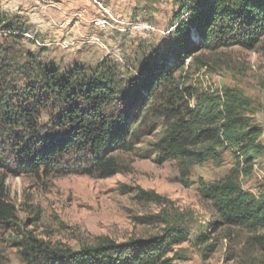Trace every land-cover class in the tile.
<instances>
[{
    "label": "trees",
    "instance_id": "obj_1",
    "mask_svg": "<svg viewBox=\"0 0 264 264\" xmlns=\"http://www.w3.org/2000/svg\"><path fill=\"white\" fill-rule=\"evenodd\" d=\"M170 26L173 44L165 57L153 52L139 73L121 79L108 61L60 71L37 53L19 51L10 40L19 42L27 29L0 10V27L7 33L0 41V226L14 219L6 199L8 173L49 174L72 166L109 177L119 171L112 153L133 148L132 126L137 120L140 126L151 111L163 124L151 144L160 161L174 159L188 173L208 160L220 165L223 153H230L229 172L212 182L199 179L198 192L210 208L214 230L242 236L243 254L264 256V190L254 193L240 183L252 175L264 150L251 100L230 87L198 92L175 75L186 60L190 67L206 66L196 54L201 50L254 48L264 37V0H195L191 7L179 1ZM187 235L180 226L167 225L148 238H102L77 250L29 236L21 255L26 264H171L177 253H166ZM196 240L210 237L201 233ZM215 245L205 246L208 255Z\"/></svg>",
    "mask_w": 264,
    "mask_h": 264
},
{
    "label": "rangeland",
    "instance_id": "obj_2",
    "mask_svg": "<svg viewBox=\"0 0 264 264\" xmlns=\"http://www.w3.org/2000/svg\"><path fill=\"white\" fill-rule=\"evenodd\" d=\"M177 1L191 7L195 0H0V10L27 29L19 42L8 39L19 51L37 53L39 60L60 71L74 64L93 67L108 61L125 79L139 73L151 53L165 57L173 44L170 23ZM6 35L0 27V41ZM166 54L171 58L170 51ZM196 54L208 64L190 67L186 60L175 75L198 92L240 90L251 100L264 146V37L250 50L232 46ZM156 116L150 111L140 126L138 120L133 124V148L112 153L119 171L109 177L72 166L49 174L8 173L6 199L15 212L11 222L0 226V264H26L21 251L30 243L29 236L50 247L77 250L102 238L115 242L148 238L161 234L167 225L188 233L166 253H177L171 264H264L262 255L243 254L242 236L211 227L210 208L198 192L199 179L212 182L229 172L234 164L230 153H223L220 165L208 160L182 172L176 160L160 161L151 148L163 129ZM262 153L252 175L240 178L242 187L254 193L264 190ZM201 233L210 240L197 241ZM212 242L216 248L208 255L204 249Z\"/></svg>",
    "mask_w": 264,
    "mask_h": 264
},
{
    "label": "bare ground",
    "instance_id": "obj_3",
    "mask_svg": "<svg viewBox=\"0 0 264 264\" xmlns=\"http://www.w3.org/2000/svg\"><path fill=\"white\" fill-rule=\"evenodd\" d=\"M105 20H106V19H105ZM134 26H135V25H134ZM142 26H143V25H142ZM143 29H144V28H143ZM137 30H138V29H137ZM141 30H142V29H141ZM141 30H140V31H141ZM148 30H149V29H148Z\"/></svg>",
    "mask_w": 264,
    "mask_h": 264
}]
</instances>
